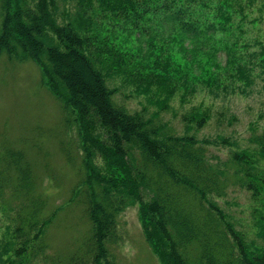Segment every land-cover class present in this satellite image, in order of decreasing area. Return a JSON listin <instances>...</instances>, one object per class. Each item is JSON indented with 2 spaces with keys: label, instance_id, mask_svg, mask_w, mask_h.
I'll return each instance as SVG.
<instances>
[{
  "label": "trees",
  "instance_id": "obj_1",
  "mask_svg": "<svg viewBox=\"0 0 264 264\" xmlns=\"http://www.w3.org/2000/svg\"><path fill=\"white\" fill-rule=\"evenodd\" d=\"M258 1L0 0V56L39 68L64 126L76 127L81 153L80 168L75 150L65 158L79 180L54 210L25 154L1 153L0 264L46 261L47 230L73 204L88 222L87 247L68 264H115L107 243L133 207L159 264H264V203L256 246L216 202L231 184L263 197L264 130L251 124L245 144L223 135L200 140L161 119L177 91L182 102L198 86L213 98L249 91L259 55L264 67V47L253 53L244 43ZM133 97L146 106L130 111L124 100ZM211 112L183 116L186 131L203 129ZM211 148L229 151L212 161Z\"/></svg>",
  "mask_w": 264,
  "mask_h": 264
},
{
  "label": "rangeland",
  "instance_id": "obj_2",
  "mask_svg": "<svg viewBox=\"0 0 264 264\" xmlns=\"http://www.w3.org/2000/svg\"><path fill=\"white\" fill-rule=\"evenodd\" d=\"M243 28L244 43L248 45L249 52H260L264 47V0L255 4ZM262 58L259 55L254 59V84L246 94L228 91L226 95L213 98L198 86L197 92L182 102V91H177L169 103L170 109L161 114V119L178 135L196 134L200 140L223 135L231 141L237 139L245 144L251 124L258 132L264 130V67L259 63ZM42 82L39 68L33 62L8 61L4 54L0 56V160L3 152L22 151L24 159L31 164L40 192L47 196L49 210H54L68 200L71 188L79 180V173L65 158L68 154L72 157L75 150L76 167L81 162V153L74 123L64 126L61 104ZM118 97L122 100L120 95ZM124 104L130 111L142 110L146 106L141 97L124 100ZM195 108L211 109V121L198 132L194 129L186 131L182 118ZM153 110L148 108L147 112ZM219 113L223 114L221 124L216 119ZM230 116L236 120L228 125ZM61 141L68 142L65 148L59 147ZM228 151L211 148L208 157L212 161L216 155L226 158ZM96 161L101 164L100 160ZM258 171L264 175V160L259 161ZM262 185L257 184L261 193ZM216 202L229 215L235 228L246 234L248 241L261 245L256 221L263 213L264 195L252 197L245 188L231 184L225 196ZM4 222L0 213V233ZM87 231L88 222L81 208L77 204L65 207L47 230L49 247L46 261L39 264H68L72 255H82L87 247L85 242L82 243ZM107 249L115 264H159L144 238L137 207L118 216L116 238L107 243Z\"/></svg>",
  "mask_w": 264,
  "mask_h": 264
}]
</instances>
